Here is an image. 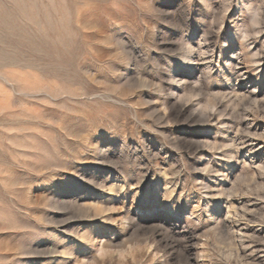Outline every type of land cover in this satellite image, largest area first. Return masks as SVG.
Here are the masks:
<instances>
[{
    "label": "rangeland",
    "instance_id": "374dc122",
    "mask_svg": "<svg viewBox=\"0 0 264 264\" xmlns=\"http://www.w3.org/2000/svg\"><path fill=\"white\" fill-rule=\"evenodd\" d=\"M0 264H264V0H0Z\"/></svg>",
    "mask_w": 264,
    "mask_h": 264
}]
</instances>
